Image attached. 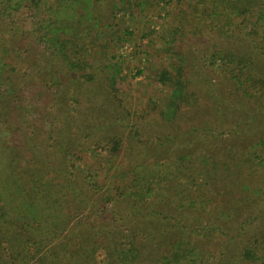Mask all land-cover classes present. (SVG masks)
Returning <instances> with one entry per match:
<instances>
[{
  "label": "trees",
  "instance_id": "16d2710c",
  "mask_svg": "<svg viewBox=\"0 0 264 264\" xmlns=\"http://www.w3.org/2000/svg\"><path fill=\"white\" fill-rule=\"evenodd\" d=\"M72 3L79 10L86 4L84 0H65L63 6L67 9ZM24 11L30 14L29 29L25 28ZM76 11L74 7L60 18L47 0H0V151L4 152L0 153L4 158L0 161V219L6 222L5 209L17 202L12 208L21 221L9 229L14 235L3 239L0 234V244L6 243V252H0V264H264V113L260 109L251 122L242 123L241 129L232 128L229 135H242L254 122L262 126L261 134L242 142L226 137L217 148L206 141L196 145L203 149L197 156L181 153L171 163L145 166L132 176L120 168L106 174L114 181L106 183L97 196L93 193L100 172L90 164L76 166V146L71 137H64L69 133L53 136L55 116L37 110V106L46 105L52 88L53 97L62 99L65 74L75 77L78 74L73 70L87 66L84 57L69 58L75 41L68 38L61 46L55 36V30L63 28L64 18L66 22L75 19L81 23ZM247 11L264 29V0H258L256 7ZM90 27L83 25L85 30ZM33 43L58 51L62 66L49 71L53 59L47 60L41 69L46 73L38 78L35 69L40 64ZM228 55L227 63L238 68L232 79L240 95L248 101H260L264 109V60L259 64L263 71L259 72V62L249 55L225 53ZM161 78H166L165 73ZM184 89L181 81L176 82L174 102L182 98ZM239 123L240 119L234 120L235 126ZM19 136L27 139L34 155L45 152L47 160L56 157L63 163L64 171L57 174L60 177L46 180V186L42 184L46 187L44 195L32 193L36 186H22L18 168H27L25 181L34 177L27 162L17 157ZM110 141L112 153L118 148V140ZM214 148L219 152H213ZM180 176L187 182L180 183ZM84 178L91 182L88 186H84ZM28 190H32L30 195ZM145 196L151 198L147 203ZM125 197L132 203L121 212L116 201ZM89 200L92 206L88 215H82L69 229L59 225V219H63L60 202L70 201L71 212H75L71 205L80 206ZM142 212L149 216L147 222L139 221L137 215ZM98 224L110 228L111 233L102 238L95 230ZM159 234L164 235V244H155ZM76 240L87 250L78 248ZM71 245L77 248L73 252L68 247ZM58 249L63 253H56Z\"/></svg>",
  "mask_w": 264,
  "mask_h": 264
},
{
  "label": "rangeland",
  "instance_id": "374dc122",
  "mask_svg": "<svg viewBox=\"0 0 264 264\" xmlns=\"http://www.w3.org/2000/svg\"><path fill=\"white\" fill-rule=\"evenodd\" d=\"M47 1L60 18L68 15L66 11L77 9L81 23L75 19L66 22L64 18L63 28L55 30V36L57 45L62 46L68 38L76 42L74 51H69L70 60L84 57L88 63L83 70H73L78 74L75 77L65 74L62 99L53 97L52 88L46 105L37 106V110L55 116L53 136L69 133L70 136L64 137H71L76 146L77 156L73 159L76 166L90 164L89 167L100 172L93 192L96 196L106 188V183L114 181L113 177H106L109 172L122 168L132 176L145 166L156 167L162 161L171 163L181 153L197 156L203 149L196 145L206 141L217 148L223 138L242 142L262 133V126L254 122L255 127H249L242 135L236 138L229 135L232 128H243L259 109L260 113L264 109L260 101H248L240 95L239 86L232 79L238 68L227 63L230 55L225 56L228 52L249 55L259 62L256 70L263 71L259 64L264 60V29L257 26L255 17L247 11L255 8L258 0H84L86 4L81 10L74 3L66 9L65 0ZM23 17L27 19L25 28L29 29L30 14L24 11ZM84 24H91L90 29L85 30ZM34 43V56L40 64L35 71H39L40 78L46 73L41 70L45 61L53 59L50 71L60 66L63 59L58 51L45 50L43 44ZM163 73L165 79L161 78ZM178 81L185 89L182 98L174 102L172 90ZM236 119L241 122L237 126ZM256 127L258 130L253 131ZM111 138L118 140V148L112 153ZM17 145L20 147L17 157L27 162L34 177L25 181L27 168H18L23 188L36 186L32 193L44 195L46 187L42 186H46V180L60 177L57 174L64 171L63 163L56 157L47 160L45 152L31 153L24 137L21 140L19 136ZM215 148L212 151L219 152ZM84 180V186L91 183ZM177 180L187 182L182 176ZM31 191L28 190L29 195ZM149 199L143 198L145 203ZM90 202L71 205L75 212H71L70 201L60 202L63 208L59 214L63 219H59V225L69 229L82 215H88ZM116 203L122 212L132 201L125 197L117 198ZM16 204L5 209L6 222L0 219L3 239L15 234L9 233L11 226L21 224L17 210L13 209ZM137 216L139 221L146 222L149 217L145 212ZM95 230L102 238L111 233L110 228L99 224ZM154 242L164 244V235H157ZM76 245L83 252L87 250L78 240ZM68 247L72 252L77 249L73 245ZM0 248H3L0 252H6L4 241ZM56 253H63V249Z\"/></svg>",
  "mask_w": 264,
  "mask_h": 264
}]
</instances>
